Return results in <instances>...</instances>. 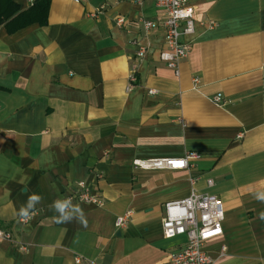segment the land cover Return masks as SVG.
<instances>
[{
	"label": "crops",
	"instance_id": "1",
	"mask_svg": "<svg viewBox=\"0 0 264 264\" xmlns=\"http://www.w3.org/2000/svg\"><path fill=\"white\" fill-rule=\"evenodd\" d=\"M10 1L16 12L0 23V230L13 240H0V264H169L186 240L163 238L164 205L193 192L224 208L223 235L206 247L215 258L225 247L215 264H264V0H192L178 75L160 60L165 11L155 0H47L43 23L17 29L10 21L37 0ZM142 20L155 23L147 34ZM138 45L148 53L128 90ZM191 152L200 158L187 170L132 167ZM78 181L104 205L73 204L87 227L56 223L49 205ZM33 193L42 199L23 223L17 212Z\"/></svg>",
	"mask_w": 264,
	"mask_h": 264
},
{
	"label": "built area",
	"instance_id": "2",
	"mask_svg": "<svg viewBox=\"0 0 264 264\" xmlns=\"http://www.w3.org/2000/svg\"><path fill=\"white\" fill-rule=\"evenodd\" d=\"M78 3L80 0H73ZM156 5L164 9L165 20L163 23L164 43L166 50L160 54V60L179 74V63L185 59L191 50L192 40H185L195 33L194 10L192 0H155ZM125 23L124 18L117 17L116 24L121 26ZM145 34L155 26L152 21H141ZM215 24L209 22L208 28L213 29ZM148 46L138 45L134 61L128 77V90L133 88L136 82L135 73L138 64L146 57ZM198 79H194L193 88H197ZM215 105H223L220 94L211 98ZM200 155L197 153H187L182 158H163L132 161L135 170L143 171H183L187 170L192 162L198 160ZM208 187L213 186L212 181L207 182ZM63 199H70L72 204H82L100 208L104 205L99 193L84 181L75 183L72 191L64 195ZM131 212L119 216L116 219L115 227H124L131 218ZM225 213L220 200L213 194L191 193V195L181 201L168 202L164 205L163 217L161 219V232L166 240L179 237L185 238V246L169 255V264H215L217 258L224 255L226 249L222 247L217 258L207 252V244L210 241L220 238L223 235V221ZM29 220V219H28ZM28 220L26 222H28ZM26 223L25 221H21ZM0 240L12 242V235L0 230ZM26 251L25 247H20ZM79 259H76V263Z\"/></svg>",
	"mask_w": 264,
	"mask_h": 264
},
{
	"label": "clouds",
	"instance_id": "3",
	"mask_svg": "<svg viewBox=\"0 0 264 264\" xmlns=\"http://www.w3.org/2000/svg\"><path fill=\"white\" fill-rule=\"evenodd\" d=\"M258 200L264 201V191L260 192V195L256 196ZM42 197L38 194H31L28 196L25 204L21 205L17 212V216L20 221H27L33 214L35 207L40 203ZM50 210L54 211L56 215V223H68L73 219L77 220L82 226L87 227V220L85 218L83 210L78 205H73L70 199L56 200L49 205ZM264 219V214L261 215Z\"/></svg>",
	"mask_w": 264,
	"mask_h": 264
},
{
	"label": "trees",
	"instance_id": "4",
	"mask_svg": "<svg viewBox=\"0 0 264 264\" xmlns=\"http://www.w3.org/2000/svg\"><path fill=\"white\" fill-rule=\"evenodd\" d=\"M2 6L0 5V23L7 21L16 12V8L12 5L10 0L5 1ZM47 10L48 1L37 0L32 4L29 11L18 15L10 22L15 24V29L21 28L36 21L43 23L46 17Z\"/></svg>",
	"mask_w": 264,
	"mask_h": 264
}]
</instances>
